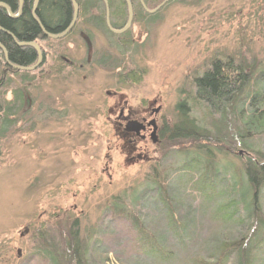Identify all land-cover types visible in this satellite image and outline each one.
<instances>
[{"label": "rangeland", "instance_id": "374dc122", "mask_svg": "<svg viewBox=\"0 0 264 264\" xmlns=\"http://www.w3.org/2000/svg\"><path fill=\"white\" fill-rule=\"evenodd\" d=\"M98 12L94 8L91 15L98 17ZM80 33L92 39L91 65L86 64L89 51ZM129 33L131 44L120 48L113 36L81 21L57 48L59 54L54 52L59 62L51 53L57 44L43 41L48 62L37 70L34 81L10 76L0 88L6 112L18 85H29L33 105L10 117L16 125L7 123L0 132V264H50L47 256L33 261L39 251L34 248V230L46 225L61 231L68 216L86 228V236L94 233L89 264H152L137 247L142 238L157 239L176 251L180 259L172 264H191L220 243L240 237L250 225L227 222L213 202L202 208L195 190L198 171L184 166L187 157L196 154L194 144L151 143V162L131 164L120 149L114 121L126 100L141 111L157 99L162 124L172 125L180 116L177 104L192 98L197 76L213 60L229 55L250 64L253 58L264 60V0H170L156 13L139 14ZM100 60L103 66L97 63ZM81 63L85 68H79ZM129 71L133 81L125 75ZM109 90L119 95L110 98ZM194 109L201 125L211 128L212 115L206 107L198 104ZM251 145L263 152L264 136ZM221 147L225 153H217L213 164L242 175L238 157L249 151L237 146L231 152V146L223 143ZM155 171L168 179L161 182L168 199L178 201L181 214L187 213L189 228L183 235L169 229L155 203L159 193L147 188ZM233 182L226 178V197H233ZM119 200L126 201L131 211L115 218L111 206ZM262 206L264 212V199ZM25 228L29 234L21 236Z\"/></svg>", "mask_w": 264, "mask_h": 264}, {"label": "trees", "instance_id": "16d2710c", "mask_svg": "<svg viewBox=\"0 0 264 264\" xmlns=\"http://www.w3.org/2000/svg\"><path fill=\"white\" fill-rule=\"evenodd\" d=\"M76 1L79 4V17L75 27L67 36L57 40L44 35L35 15L48 32L61 33L73 19L74 7L71 0H40L35 14L33 12L35 0H24L22 12L17 18L11 17L6 8L0 7V27L4 29H0V43L7 49L9 61L12 64L25 67L34 65L38 60L36 49L31 46L19 45L17 42H37L44 55L43 63L37 70H42L48 62V54L41 42L53 41L57 45H54L52 54L55 55L54 52L59 54L57 48L65 44L81 21L103 30L108 35L118 37L117 42L120 48L131 44L130 40H124V38H128L130 29L122 35L113 34L109 30L106 23V5L103 0ZM163 1L144 0L150 9L156 8ZM0 2L8 5L14 14H18L19 0H0ZM108 2L112 27L122 29L126 25L129 15L127 3L125 0H108ZM131 2L134 9V24L139 14L148 12L145 11L140 0H131ZM94 8H98V17L91 15ZM58 60L59 58L55 56V61L59 62ZM37 70L30 72L13 68L6 61L0 48V88L5 86V81L10 76H21L23 81H34ZM128 78L131 81L134 80V77H132L133 80L130 79L131 76ZM195 81L192 98H184L177 104L180 112L179 120L168 126L167 132L163 134L164 144L162 145L168 147L167 144L182 141L195 145L196 156L187 157L184 166L185 169L198 171L196 180L194 176H191V179L195 180V190L200 193L202 208H204V203L210 205L213 202L218 208V213L227 222L239 221L242 225L250 223L249 226L256 223L258 226L254 229H249L248 226L240 237L220 243L208 255L194 258L191 264H264V212L262 206L264 199V151H257L251 145L260 136H264V60L253 58V62L250 64L247 60L240 61L230 55L225 60L216 58L203 74L197 76ZM27 87L18 85L13 89V99L7 101L9 105L7 109L10 112L5 111V100L2 99L3 103L1 104L0 99V132L4 130L7 123L16 125V120L10 117L16 116L25 107L32 108ZM198 104L205 106L209 114L212 115L211 128L201 125L194 117V108ZM12 110L14 113L10 114ZM16 110L18 111L16 112ZM222 143L230 145L231 152L237 146H243L249 151L247 156L238 157L242 163V175L239 177L229 174L224 168L216 167L213 164L217 153H225L221 147ZM150 175L151 183H148L147 188L156 189L159 193L158 199L155 200L158 210L166 216L169 229L174 230L177 236L183 235L189 228L187 213L181 214L182 210L176 203L178 201L168 199L166 187L161 183L168 182L166 176H161L156 171ZM228 176L234 181L231 192L233 197H226L225 194ZM135 198L137 199V196ZM125 202L119 200V204L111 206V212L115 218L125 216L128 213L127 210H130V208L126 209L128 204ZM67 219L68 222L61 231L46 225L34 230V248L39 251L38 254H35L33 261H42V256H47L50 264H89V246L92 245L90 239L94 233L90 237L86 236L84 233L86 228L82 227L78 220L71 222L69 216ZM135 221L138 220L135 219ZM139 226L141 227L140 232L144 234L141 231L142 225ZM23 232L27 235L29 229L25 228ZM141 240L142 242L137 247L144 252L145 258L152 260L153 263L172 264L180 259L176 251L173 252L163 246L157 239H152L150 242L143 238ZM94 242L93 244L96 245L98 241ZM185 243L188 244L186 241Z\"/></svg>", "mask_w": 264, "mask_h": 264}, {"label": "flooded vegetation", "instance_id": "af4514ba", "mask_svg": "<svg viewBox=\"0 0 264 264\" xmlns=\"http://www.w3.org/2000/svg\"><path fill=\"white\" fill-rule=\"evenodd\" d=\"M127 31H125L124 33H126ZM122 34H116V35H122ZM80 35L82 38H84L88 46L89 57L86 61V64L91 65L93 61V59L91 58L92 39L85 33H80ZM114 39L116 41L119 40L118 37L117 38L114 37ZM124 40H128V38H124ZM63 59L66 61V63H69V65L71 66L76 65V63L68 57H63ZM97 63L103 66L101 60L98 61ZM118 65L120 64L118 63ZM113 67L115 69L116 65H114ZM79 68L80 69L85 68V63H81L79 65ZM131 73L132 71H129L128 75L130 76ZM125 75L127 76V78L129 77L127 74ZM107 95L110 98H113L119 95V91L109 90L107 91ZM156 104H157V99L152 103H149L147 107H143L141 111H139L129 107L126 100L124 102V105L120 108V115L117 117L116 121H114V125L117 126V134H118L117 139L121 142L120 149H122V151L127 154L128 162L131 164L143 160H145L146 162H151L150 160H152V157L150 156L151 153V148L149 147L150 144L152 143V145L154 146L159 145L163 139V134H165V132H167L168 130L167 129L168 126H171V124H169V122L166 121H164L165 123L162 124L163 122L161 121V118H159L160 112L162 110V106L160 105L158 107H155ZM107 159L109 160V162L112 161V158L109 155L107 156ZM108 166L109 163H107V168H109Z\"/></svg>", "mask_w": 264, "mask_h": 264}, {"label": "water", "instance_id": "95a60500", "mask_svg": "<svg viewBox=\"0 0 264 264\" xmlns=\"http://www.w3.org/2000/svg\"><path fill=\"white\" fill-rule=\"evenodd\" d=\"M72 1V4H73V7H74V12H73V19L71 21V23L69 24V26L61 33H58V34H55V33H51V32H48L45 27L42 25V23L37 19L36 15H35V18L36 20L39 22V24L41 25V28L43 30V33L46 37H49V38H52V39H60V38H63L65 37L68 33H70L76 22H77V19L79 17V4L77 3L76 0H71ZM105 5H106V23H107V26L109 28V30L113 33H116V34H122L124 33L125 31L129 30L133 24V20H134V9H133V4L131 2V0H125V2L127 3V6H128V20H127V23L126 25L118 30V29H114L111 25V20H110V6H109V2L108 0H103ZM170 0H164L160 5H158L156 8L154 9H150L146 6L144 0H140L143 8L145 9L146 12L148 13H156L158 10H160L164 5H166ZM39 2L40 0H35V3H34V14L37 10V7L39 5ZM23 3H24V0H19V12L18 14H14L12 9L6 5L5 3L3 2H0V7H4L7 9L9 15L13 18H17L18 16H20L21 12H22V7H23ZM1 30H4L3 28L0 27ZM14 39L15 37L12 36ZM16 40V39H15ZM17 44L19 45H23V46H31L33 48L36 49L37 53H38V60L37 62L32 65V66H28V67H25V66H20V65H16V64H12L10 61H9V55H8V51L7 49L0 43V48L1 50L3 51L4 55H5V59L6 61L9 63V65H11L13 68L19 70V71H34L36 70L38 67H40V65L42 64L43 62V59H44V55H43V51L40 47V45L37 43V42H27V43H20V42H17ZM240 154H243V152L241 151ZM25 233H21V236H24ZM18 255L19 257H21L22 255V252L21 250H18Z\"/></svg>", "mask_w": 264, "mask_h": 264}]
</instances>
